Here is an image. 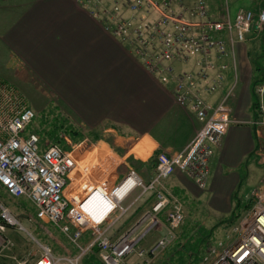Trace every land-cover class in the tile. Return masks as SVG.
I'll return each instance as SVG.
<instances>
[{"label":"built area","instance_id":"2783aa9c","mask_svg":"<svg viewBox=\"0 0 264 264\" xmlns=\"http://www.w3.org/2000/svg\"><path fill=\"white\" fill-rule=\"evenodd\" d=\"M77 2L127 45L162 84L172 83L174 101L190 107L201 127L183 150L158 153L150 181L144 182L131 169L109 189L105 181L86 179L73 151L42 139L39 133H27L35 111L12 83L0 77V186L10 197L28 202L32 217L55 226L76 250L74 256H56L48 245H40L37 256L18 259L15 264H81L94 249L103 264H151L167 247L168 237L148 250L137 245L157 225V215L164 213L168 236L185 220L182 201L166 192L163 183L179 170L198 188H206L211 158L231 123V90L216 103L210 97L221 87L228 69L224 61L233 55V47L264 33V10L255 13L240 8L232 18L228 11L223 17L214 16L206 0ZM191 61L195 70L178 72L174 66ZM253 92L256 115L250 124L258 158H264V80L254 84ZM129 181L132 183L117 194ZM69 185L72 189L67 195ZM136 189L140 190L137 199L152 198L150 209L138 223L112 238L110 230L130 209L122 202ZM250 200L251 207L233 229V240L222 248H211L196 264H264V184L252 191ZM146 221L149 225L141 230ZM14 223L18 221L0 203V231ZM86 233L90 240L84 244ZM132 256L139 260L130 263Z\"/></svg>","mask_w":264,"mask_h":264},{"label":"crops","instance_id":"0c3cea01","mask_svg":"<svg viewBox=\"0 0 264 264\" xmlns=\"http://www.w3.org/2000/svg\"><path fill=\"white\" fill-rule=\"evenodd\" d=\"M206 3L216 17L229 12L219 0ZM245 9L255 13L264 10V0H251ZM248 41L252 42L251 47L247 42L233 47V55L224 61L228 69L221 87L210 97V102L216 103L231 90V123L211 158L206 188H198L179 170L163 183L166 192L182 201L185 219L190 205H201V198H208L210 210L231 215L236 201L244 204L240 201L242 197L250 200L264 176L250 124L256 115L253 86L260 76L253 78L252 70L256 69L260 55L254 60L249 55L253 45L257 52L263 48L264 33ZM0 61L18 65L10 69L20 70L23 86L30 84L36 90L44 89L56 105L69 111L74 124L91 131L96 145L80 154L76 153V145H69L67 150L73 151L81 164L91 161L81 167L88 181H105L109 189L131 169L144 182L150 181L155 173L156 153L174 154L183 150L201 127L190 107L174 101L172 83L162 84L127 45L77 0H0ZM174 66L178 72L196 69L193 61ZM261 71L258 74L264 72ZM97 146L107 149L104 158L94 153ZM71 186L65 190L67 195ZM139 192L136 189L122 202L131 209L110 230L112 238L119 237L149 211L152 198L137 199ZM7 195L0 186V198L7 199ZM157 218V225L147 234L151 233V240L159 241L169 235V226L164 213ZM148 223L141 225V230ZM86 235L89 233L83 238ZM153 246L142 248L148 250ZM163 250L156 255L158 258ZM37 255L38 251L15 247L10 238L0 233V264H14L18 259ZM138 260L132 256L129 262Z\"/></svg>","mask_w":264,"mask_h":264},{"label":"rangeland","instance_id":"374dc122","mask_svg":"<svg viewBox=\"0 0 264 264\" xmlns=\"http://www.w3.org/2000/svg\"><path fill=\"white\" fill-rule=\"evenodd\" d=\"M219 3L224 8L226 6L229 8V12L233 18L235 10L242 7L247 8L250 6L251 0H219ZM4 5H7V3L4 2ZM251 43V41H247L246 44L251 47ZM253 48H255L254 45L249 49V55L253 60L260 55L256 61L261 69H253L252 74L253 78L260 75L258 78L260 79L264 75V72L258 74V72H262L261 70L264 71V46L259 52ZM14 64L15 63L0 61V76L10 81L17 90L24 95L28 104L35 111L36 118L27 129V133H39L37 131H40L46 135L47 132L53 131V128H57L55 125H60V128H58L59 137L67 146H78V148H76V153L80 154L79 152L97 144L91 131H86L82 127L74 124L69 111L56 105L50 93L44 92V89L36 90L30 84L28 86H23L19 78L21 73L20 70L15 68L10 69ZM14 66L18 67V65ZM66 129L70 131L73 129L79 132V136L77 137L79 140L73 141L72 138L68 136V133L65 132ZM63 135L67 136V138L63 139ZM44 140L52 141L49 137H44ZM60 143L61 146L64 144L62 142ZM106 151L107 149L99 148V146L94 149V153L102 158L107 155ZM94 161H97L96 155ZM90 162L91 161L88 160L86 164H90ZM258 162L264 165V158H258ZM78 164V168L81 170V167L85 163L82 162L81 164L80 161H78ZM78 171L76 170V173ZM260 184H264V176ZM207 199L208 198H205V200H203V198H201V205L199 206L195 203V205H190L188 218L184 220V223L180 227L173 230L171 236H166L169 240L167 247L161 252L159 258L156 256V259L153 260L151 264H196L202 261V258L209 255L208 251L211 248L217 246L222 248V246L233 240L235 237L233 229L238 221H228L230 213L226 215L223 212L218 213V211L210 210ZM240 201L241 203L247 202L245 197H242ZM0 203L8 209L10 216L18 221V223H14L13 225H6L5 229L0 231L1 234H5L6 237L10 238V240L15 243V247L18 245L20 247H27L31 250L39 251L40 245H48L56 256L75 255L76 250L74 247H72L67 238L55 226L38 221L32 217L33 212L28 202L7 195V199L0 198ZM198 208L199 211L196 212ZM232 210L233 207L231 208V211ZM238 210H243V204H241ZM150 238L151 233L141 239L137 247L147 248L152 244L155 245L158 240H151ZM89 240L90 236L86 235L85 238L82 239V242L87 244ZM87 257V255L83 257L81 261L82 264L86 261V264H98Z\"/></svg>","mask_w":264,"mask_h":264},{"label":"trees","instance_id":"16d2710c","mask_svg":"<svg viewBox=\"0 0 264 264\" xmlns=\"http://www.w3.org/2000/svg\"><path fill=\"white\" fill-rule=\"evenodd\" d=\"M256 69L257 70H260L261 68L259 67V64L257 63L256 64ZM259 80H264V75L259 79ZM258 81V80H257ZM256 81V82H257ZM254 94V92H253ZM255 105H256V96L254 94V103H253V107L255 108ZM57 128H53V131L51 132H47V134L45 135L44 133H41L40 131H37L39 132L40 135H42V139H44V137H49L53 142H62L64 143L62 146L64 149H68L69 147L65 144L64 141H62V139L59 137L58 135V128H60V125H55ZM65 132L68 133V136L72 138L73 141H78L79 139H77V137L79 136V132H76L74 131L73 129L70 131L69 129H66ZM61 144V143H60ZM158 155V152L156 153V156ZM241 204L239 203V201H236V205L234 206V209L229 217V220L228 221H237L240 216L243 214V212L247 211L250 207H251V200H248L247 202H245L243 204V210H238L240 208ZM97 252V249H94L92 253H90V255L87 257L91 260H93L94 262H97L98 264H102L95 256ZM87 261L84 263L86 264ZM82 264V263H81Z\"/></svg>","mask_w":264,"mask_h":264},{"label":"bare ground","instance_id":"6f19581e","mask_svg":"<svg viewBox=\"0 0 264 264\" xmlns=\"http://www.w3.org/2000/svg\"><path fill=\"white\" fill-rule=\"evenodd\" d=\"M132 183V181H129L122 189H119L118 191H117V194H121L122 193V190L124 191L125 190V187H127L129 184H131Z\"/></svg>","mask_w":264,"mask_h":264},{"label":"water","instance_id":"95a60500","mask_svg":"<svg viewBox=\"0 0 264 264\" xmlns=\"http://www.w3.org/2000/svg\"><path fill=\"white\" fill-rule=\"evenodd\" d=\"M157 162V158H155V163Z\"/></svg>","mask_w":264,"mask_h":264}]
</instances>
